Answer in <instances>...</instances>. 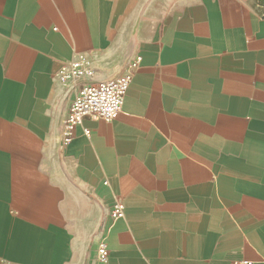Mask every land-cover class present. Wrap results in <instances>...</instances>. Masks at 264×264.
I'll return each instance as SVG.
<instances>
[{
    "label": "crops",
    "instance_id": "1",
    "mask_svg": "<svg viewBox=\"0 0 264 264\" xmlns=\"http://www.w3.org/2000/svg\"><path fill=\"white\" fill-rule=\"evenodd\" d=\"M77 53L141 60L63 144ZM0 264H264V0H0Z\"/></svg>",
    "mask_w": 264,
    "mask_h": 264
},
{
    "label": "built area",
    "instance_id": "2",
    "mask_svg": "<svg viewBox=\"0 0 264 264\" xmlns=\"http://www.w3.org/2000/svg\"><path fill=\"white\" fill-rule=\"evenodd\" d=\"M140 60V56L129 59L119 76L99 82L91 81L94 70L92 60L86 53H77L70 61L60 65L56 72L60 82L68 84L78 80H87L78 84L74 89L73 98L62 122L61 138L63 144H68L73 139L76 128L86 116L107 122L116 118ZM83 133L86 137H90L88 128H84ZM108 213L112 220L122 218L124 216V203L121 200H115ZM96 251L97 260L104 262L108 256V250L103 239L99 241Z\"/></svg>",
    "mask_w": 264,
    "mask_h": 264
}]
</instances>
